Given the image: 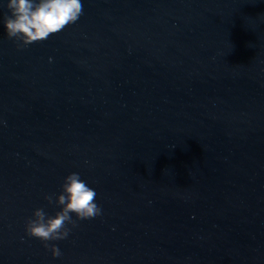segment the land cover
Listing matches in <instances>:
<instances>
[{
    "label": "water",
    "instance_id": "water-1",
    "mask_svg": "<svg viewBox=\"0 0 264 264\" xmlns=\"http://www.w3.org/2000/svg\"><path fill=\"white\" fill-rule=\"evenodd\" d=\"M6 3L0 264H264V0H82L24 49ZM72 172L102 215L54 258L25 223Z\"/></svg>",
    "mask_w": 264,
    "mask_h": 264
},
{
    "label": "clouds",
    "instance_id": "clouds-1",
    "mask_svg": "<svg viewBox=\"0 0 264 264\" xmlns=\"http://www.w3.org/2000/svg\"><path fill=\"white\" fill-rule=\"evenodd\" d=\"M6 7L8 14L3 17V27L18 49L48 40L75 24L84 14L82 0H7ZM97 195L78 172L69 173L59 193L43 197L59 210L48 215L44 208H36L26 220V234L43 242L54 258L61 256L59 247L49 242L67 239L78 221L102 215Z\"/></svg>",
    "mask_w": 264,
    "mask_h": 264
}]
</instances>
